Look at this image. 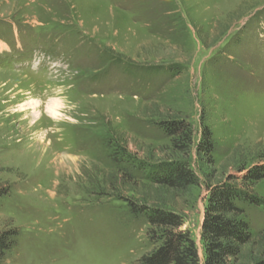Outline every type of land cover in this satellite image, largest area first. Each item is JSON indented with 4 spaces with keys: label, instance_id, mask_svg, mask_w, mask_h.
Listing matches in <instances>:
<instances>
[{
    "label": "rangeland",
    "instance_id": "obj_1",
    "mask_svg": "<svg viewBox=\"0 0 264 264\" xmlns=\"http://www.w3.org/2000/svg\"><path fill=\"white\" fill-rule=\"evenodd\" d=\"M57 93L77 106L59 122L47 112ZM174 118L191 125L182 154L160 125ZM204 128L210 155L196 148ZM172 158L197 187L145 179ZM255 165L264 0H0V232L17 231L5 264H141L160 241L131 204L180 213L203 264L204 175L243 185ZM252 192L259 202L241 206L253 240L236 264L264 257V178Z\"/></svg>",
    "mask_w": 264,
    "mask_h": 264
},
{
    "label": "trees",
    "instance_id": "obj_2",
    "mask_svg": "<svg viewBox=\"0 0 264 264\" xmlns=\"http://www.w3.org/2000/svg\"><path fill=\"white\" fill-rule=\"evenodd\" d=\"M166 136L171 140L174 151L182 154L191 143V125L185 119H170L160 122ZM197 151L204 155L212 152L210 133L201 132ZM138 168V166H137ZM145 179L155 186L187 193L200 183L198 175L188 160L172 158L141 168ZM264 178V165H255L244 176L243 185L228 181L207 183V196L200 229L203 264H236L242 247L253 240L245 211L241 204L259 202L253 197L252 187ZM7 192L0 190V196ZM131 211L140 215L149 228L147 236L158 246L148 255L140 258L141 264H201L198 247L189 231L182 229L184 220L180 213L163 210L158 206L141 207L131 204ZM159 234L156 236L155 234ZM262 233H260L259 237ZM17 244V231L10 228L0 232V264ZM251 264H264V257Z\"/></svg>",
    "mask_w": 264,
    "mask_h": 264
},
{
    "label": "clouds",
    "instance_id": "obj_3",
    "mask_svg": "<svg viewBox=\"0 0 264 264\" xmlns=\"http://www.w3.org/2000/svg\"><path fill=\"white\" fill-rule=\"evenodd\" d=\"M67 97L57 93L47 98V104L51 106V118L56 121H60L69 112L74 110L77 106L67 103Z\"/></svg>",
    "mask_w": 264,
    "mask_h": 264
},
{
    "label": "bare ground",
    "instance_id": "obj_4",
    "mask_svg": "<svg viewBox=\"0 0 264 264\" xmlns=\"http://www.w3.org/2000/svg\"><path fill=\"white\" fill-rule=\"evenodd\" d=\"M31 106H33V108L35 109V106H36V102H34V103H29ZM30 106V107H31ZM51 111H52V109H51V106L50 105H48L47 106V112L50 114V116H51ZM39 115H40V113L38 112V111H34V113H33V116L36 118H38L39 117Z\"/></svg>",
    "mask_w": 264,
    "mask_h": 264
}]
</instances>
